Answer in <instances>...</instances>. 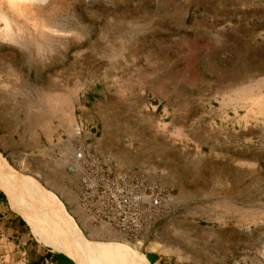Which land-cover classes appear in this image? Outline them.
Segmentation results:
<instances>
[{
    "label": "rangeland",
    "instance_id": "374dc122",
    "mask_svg": "<svg viewBox=\"0 0 264 264\" xmlns=\"http://www.w3.org/2000/svg\"><path fill=\"white\" fill-rule=\"evenodd\" d=\"M78 121L175 196L138 243L73 207L55 153ZM0 157L86 239L116 237L148 264H264V0H0ZM0 192V264L58 253Z\"/></svg>",
    "mask_w": 264,
    "mask_h": 264
},
{
    "label": "built area",
    "instance_id": "2783aa9c",
    "mask_svg": "<svg viewBox=\"0 0 264 264\" xmlns=\"http://www.w3.org/2000/svg\"><path fill=\"white\" fill-rule=\"evenodd\" d=\"M97 134L93 126L75 122L55 153L66 173L76 178L73 207L92 229L119 233L138 243L170 211L175 196L148 170L122 169L100 150Z\"/></svg>",
    "mask_w": 264,
    "mask_h": 264
},
{
    "label": "bare ground",
    "instance_id": "6f19581e",
    "mask_svg": "<svg viewBox=\"0 0 264 264\" xmlns=\"http://www.w3.org/2000/svg\"><path fill=\"white\" fill-rule=\"evenodd\" d=\"M47 19L51 20L53 16L48 15ZM0 190L37 241L77 264H111L115 259L121 263L148 264L137 255L131 256L126 243L118 242L116 237L103 239L99 233L86 239L75 219L52 192L31 176L15 171L1 157Z\"/></svg>",
    "mask_w": 264,
    "mask_h": 264
},
{
    "label": "trees",
    "instance_id": "16d2710c",
    "mask_svg": "<svg viewBox=\"0 0 264 264\" xmlns=\"http://www.w3.org/2000/svg\"><path fill=\"white\" fill-rule=\"evenodd\" d=\"M3 195L0 192V198ZM21 223L22 220H19ZM30 264H73L67 257L62 254L52 253L48 250H45L44 254H39L35 257Z\"/></svg>",
    "mask_w": 264,
    "mask_h": 264
},
{
    "label": "crops",
    "instance_id": "0c3cea01",
    "mask_svg": "<svg viewBox=\"0 0 264 264\" xmlns=\"http://www.w3.org/2000/svg\"><path fill=\"white\" fill-rule=\"evenodd\" d=\"M1 199V198H0Z\"/></svg>",
    "mask_w": 264,
    "mask_h": 264
}]
</instances>
